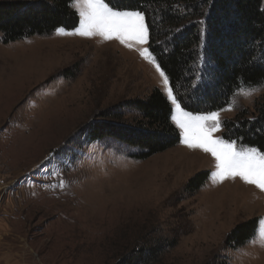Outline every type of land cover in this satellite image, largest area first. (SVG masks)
Listing matches in <instances>:
<instances>
[{"label":"rangeland","instance_id":"obj_1","mask_svg":"<svg viewBox=\"0 0 264 264\" xmlns=\"http://www.w3.org/2000/svg\"><path fill=\"white\" fill-rule=\"evenodd\" d=\"M160 80L115 39L66 29L4 43L0 34V202L17 229L1 231L0 241L17 238L18 264H122L132 248L158 238L166 243L160 264H264V248L250 243L264 192L239 178L213 184L214 159L181 140L146 160L112 138L88 140L96 115L163 92ZM254 88L221 116L252 110L264 97V85ZM202 171L206 180L191 189ZM253 218L254 235L227 248L232 228Z\"/></svg>","mask_w":264,"mask_h":264},{"label":"trees","instance_id":"obj_2","mask_svg":"<svg viewBox=\"0 0 264 264\" xmlns=\"http://www.w3.org/2000/svg\"><path fill=\"white\" fill-rule=\"evenodd\" d=\"M117 9L145 11L151 48L175 85L187 111L227 107L240 87L264 85V0H106ZM203 21L204 23H200ZM79 17L69 0H0V34L4 43L50 35L59 26L74 29ZM177 29H181L177 32ZM200 77V86L191 85ZM170 102L159 88L145 97L125 100L100 112L87 128L88 140L112 138L136 149L146 160L176 146L179 129L170 119ZM223 125V137L264 151V97ZM207 172L189 182L195 190ZM253 218L232 228L225 245H244L255 233ZM164 238L146 239L130 250L122 264H160Z\"/></svg>","mask_w":264,"mask_h":264},{"label":"snow or ice","instance_id":"obj_3","mask_svg":"<svg viewBox=\"0 0 264 264\" xmlns=\"http://www.w3.org/2000/svg\"><path fill=\"white\" fill-rule=\"evenodd\" d=\"M69 7L74 8L79 17V25L73 29L74 34L88 38L99 36L107 41L115 39L128 48L137 50L144 60L153 65L161 78L163 92L172 106L170 119L179 129L181 143L190 149L202 150L214 159V170H210L213 184L239 178L264 192V151L257 147L240 146L237 140L224 139L222 134L214 135L221 132L223 125L229 123L221 116L223 108L203 110L197 114L186 110L187 105L175 93L174 83L151 48V31L144 10L117 9L110 6L106 0H69ZM260 10L264 12V8ZM65 30L64 26L57 28L58 32ZM202 79L203 77H200L191 85L193 95ZM257 91L259 89L254 87H240L231 102H226L227 109L239 107L235 97H250ZM65 184L64 180H60L57 186L63 188ZM259 223L257 234L250 243L264 248V217L259 218ZM240 254L247 255L243 250Z\"/></svg>","mask_w":264,"mask_h":264},{"label":"crops","instance_id":"obj_4","mask_svg":"<svg viewBox=\"0 0 264 264\" xmlns=\"http://www.w3.org/2000/svg\"><path fill=\"white\" fill-rule=\"evenodd\" d=\"M3 207H4V203L0 202V232L5 230V231L11 232L10 234H12V232H16L17 229L15 230L13 226L9 225L8 222L6 221V218H8V215L5 213V211L3 212L4 210ZM17 242H18L17 238L15 239L14 237L11 238L10 242L0 241V264H18L19 263ZM20 247H22V250H23L22 255L28 254L27 251L23 249V246H20ZM21 259H24V258L21 257ZM24 260H27V259H24Z\"/></svg>","mask_w":264,"mask_h":264}]
</instances>
